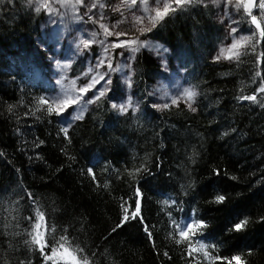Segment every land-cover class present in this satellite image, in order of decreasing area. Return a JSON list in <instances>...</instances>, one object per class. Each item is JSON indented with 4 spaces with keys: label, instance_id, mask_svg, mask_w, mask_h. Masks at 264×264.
I'll return each instance as SVG.
<instances>
[{
    "label": "trees",
    "instance_id": "obj_1",
    "mask_svg": "<svg viewBox=\"0 0 264 264\" xmlns=\"http://www.w3.org/2000/svg\"><path fill=\"white\" fill-rule=\"evenodd\" d=\"M174 8L141 38L165 49L169 69H182L195 111L153 106L164 74L137 50L129 76L137 109L111 106L122 93L114 75L66 135L44 98L45 12L0 0V264H49L44 257L60 247L83 264H236L234 256L264 264V107L240 99L264 102V16L257 30L243 20L246 46L215 61L225 32L216 9L197 0ZM41 213L43 250L32 240ZM193 221L203 226L181 237L179 222Z\"/></svg>",
    "mask_w": 264,
    "mask_h": 264
},
{
    "label": "rangeland",
    "instance_id": "obj_2",
    "mask_svg": "<svg viewBox=\"0 0 264 264\" xmlns=\"http://www.w3.org/2000/svg\"><path fill=\"white\" fill-rule=\"evenodd\" d=\"M27 1L33 7L42 8L45 12V18L41 24L40 48L50 46L51 49L44 55L51 88L44 94V98L56 114L60 113L57 117L62 128H68L75 121L72 119L73 116H83L96 99L104 96H101L100 92L103 91L105 94L108 91L110 80L114 75H117L120 80L122 93L111 102V106L116 105L117 107L113 108L119 113L137 109L138 104L130 94L129 78L130 61L137 50H145L153 55L159 61L164 74V78L158 80L151 89L150 98L153 106L161 109L164 105L182 104L193 111L196 92L183 80L182 69L176 66L174 69H169L166 65L165 49L157 42L141 38L145 32L142 29L151 27L157 21L154 20L157 10L155 0H136L135 5L131 4L130 0H83V3H78L77 0ZM165 2L171 3V0H165ZM203 2L212 4L216 9V20L225 29L211 58L215 61L233 59L247 43V37L240 32L241 22L248 18L252 27L257 30L256 25L253 24L251 16L244 10L243 5L239 9L236 8V0H231V3L228 0H203ZM259 2L260 0H256L257 5ZM85 4L95 5V7L89 10ZM172 7L176 5L172 4ZM250 11L251 15L257 17V22L260 24L259 17L264 16V10L254 6ZM141 43L143 47L140 46ZM233 44L237 47L232 48ZM217 57L220 58L217 59ZM76 62L79 64L75 68L80 69V72L73 76L71 66ZM101 76L104 79H100ZM89 85H91L90 88ZM84 88L88 91H81ZM186 90L195 93L191 100L185 96ZM72 100L76 103H71ZM173 100L176 101L175 104ZM124 108L126 110H123ZM178 225L181 230L185 223L179 222ZM43 231L42 219L35 215L32 240L34 242L36 238L40 241L36 243L39 248H41ZM44 262L83 264L63 247L45 256Z\"/></svg>",
    "mask_w": 264,
    "mask_h": 264
},
{
    "label": "snow or ice",
    "instance_id": "obj_3",
    "mask_svg": "<svg viewBox=\"0 0 264 264\" xmlns=\"http://www.w3.org/2000/svg\"><path fill=\"white\" fill-rule=\"evenodd\" d=\"M78 3H83V0H77ZM131 4L135 5L136 4V0H130ZM196 2V0H171V3H168V2H165V0H155V3L157 5V10L155 12V17H154V20H161L164 18V16L168 15L169 12L171 11H176V8H173L172 7V4H175L177 7H181V10H183L182 6L185 5V4H188V3H194ZM199 2L203 3V0H199ZM229 3H231V0H228ZM243 5L244 7V10L246 12H248V14L251 16V19H252V22L253 24L256 25L257 29H260V24L257 22V17L254 16V15H251V11L250 9L254 6H258L260 9L264 10V0H260L259 4L257 5L256 4V0H236V8L239 9L241 6ZM85 7L86 8H89V10L91 9V7H95V5H87L85 4ZM118 10V9H116ZM37 11H39V9H37ZM87 14V13H85ZM155 23H153L151 25V27L147 28V29H142V31H151V28L152 27H155ZM101 27H104V25H101ZM105 31L107 32V28H105ZM234 31V29H233ZM260 36L261 37H264V29H261L260 30ZM119 46V45H117ZM141 47H143V43L140 44ZM232 48H236L237 45L236 44H233L231 46ZM229 51H231V49H229ZM223 50H221V55H223ZM236 55V54H234ZM220 57H217V59H219ZM228 58H231V57H228ZM101 63H103V61H101ZM109 67H111V65H109ZM257 75H259V73H257ZM100 79H104L103 76L100 77ZM95 82H99V81H95ZM91 87V85H89V88ZM81 91L83 92H86L88 91L87 88H84V89H81ZM258 92L259 93H264V86H261L259 89H258ZM100 95H104V92L101 91L100 92ZM185 96L191 100L194 96H195V93L192 92V91H188L186 90L185 91ZM240 99L242 100H247V101H252V102H258V103H261V106L264 107V102H261V101H258L257 99V95L256 94H253V95H248V96H242L240 97ZM71 103H76L75 100H72ZM89 103H91V101H89ZM173 103L175 104L176 101L173 100ZM113 107H117L116 105H113ZM123 107V106H121ZM163 107H168L167 105H164ZM189 107H191V105H189ZM123 110H126V108H124ZM193 111H195V109L193 108L192 109ZM57 114H60V113H57ZM82 116L81 115H76V116H73L72 119L74 120H78V119H81ZM62 131H64V133L67 135V127L63 128ZM91 169H89V172L91 173ZM137 195H139V193L137 192ZM225 199V197L223 195H220L217 197V201L218 202H222L223 200ZM140 211V203L137 202L136 203V207H135V211L132 213V216L131 218L135 219L138 215ZM40 215V219H43V214H39ZM129 219V216L128 215H125L124 217V220L127 221ZM247 224V220H243L237 224L234 225V230L236 231H240L244 228V226ZM203 226V222L202 221H193L191 223H188L186 225L183 226V228L180 230L179 232V235L183 238H187L188 235H189V232L193 231L195 228H199V227H202ZM37 227H39V225H37ZM178 228H180L179 225H177ZM34 242L35 243H40V241L36 238H34ZM179 242V241H178ZM41 250H43V248H41ZM48 259H51V257H47ZM233 260L236 261V264H241V258L239 256H234L232 258ZM85 264H87V261L85 260ZM229 264H231V261H229Z\"/></svg>",
    "mask_w": 264,
    "mask_h": 264
},
{
    "label": "bare ground",
    "instance_id": "obj_4",
    "mask_svg": "<svg viewBox=\"0 0 264 264\" xmlns=\"http://www.w3.org/2000/svg\"><path fill=\"white\" fill-rule=\"evenodd\" d=\"M35 39V38H34ZM72 262V261H71ZM58 263V262H57ZM60 264V263H59ZM62 264V263H61Z\"/></svg>",
    "mask_w": 264,
    "mask_h": 264
}]
</instances>
